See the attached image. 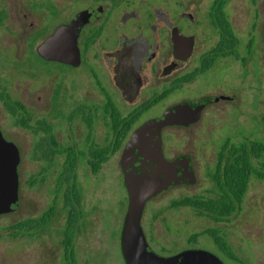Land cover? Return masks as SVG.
<instances>
[{
  "label": "rangeland",
  "instance_id": "obj_1",
  "mask_svg": "<svg viewBox=\"0 0 264 264\" xmlns=\"http://www.w3.org/2000/svg\"><path fill=\"white\" fill-rule=\"evenodd\" d=\"M129 1L134 4L120 7L118 3L112 20H118L124 9L135 5L141 16L152 14L148 9L154 6L171 11L169 7L172 0ZM190 1L195 8L208 3V0ZM94 2L0 0V92L26 105L32 117L31 124L41 119L54 124L59 138L68 134L60 114H67L81 101L99 96L100 91L90 85L91 78L85 67L72 68L43 60L37 56L36 46L57 25ZM228 3L232 9L233 22L243 40L251 34L256 37L259 67L253 59L238 70L233 60L226 56L199 75L194 84L172 92L143 114L141 119L144 121L161 114L166 107L179 100L202 94L234 92L240 97L236 101L239 102L237 105L235 101L211 105L204 111L202 118L189 128L166 129L162 136L165 156L172 158L182 153L189 154L196 181L193 184L171 186L150 198L145 204L141 225L148 243L159 255L198 248L216 254L223 264H264V183L257 177L250 179L242 211L227 221L215 222L207 216L198 215L189 206L169 207L172 200L205 193L210 188L209 173L213 169L217 150L226 139L233 142L258 140L260 137L264 139V0H228ZM144 21V18H129L118 26L117 32L135 35L132 27L136 25L147 34ZM101 43L96 42L87 51L86 63H94L99 69L104 86L112 93L122 113L139 107L144 97L130 104L122 99L114 86L111 73L100 57ZM165 47L162 44L161 50L165 51ZM156 64H159L158 59L153 63ZM151 65L146 64L144 73L149 75V84H157L158 79L150 73ZM168 85V81L162 78L157 89L161 91ZM149 89H143V96L147 97ZM143 121H139L138 125ZM0 130L6 139L21 148L18 172L22 184L18 207L0 216V264H63L60 260L58 231L62 218L53 223L48 233L35 238H12L3 229L11 222L36 216L48 205L50 195L46 185L29 187L25 183L29 173L40 165V161L30 157L35 134L16 124L15 118L1 101ZM78 132L81 137L84 129L79 127ZM120 153L121 150L110 156L97 173L92 174L85 166L79 169L83 220L81 231L74 240L78 264H126L121 251V230L128 198L119 163ZM208 227H218L226 234L225 240L239 260L221 250L208 234H199Z\"/></svg>",
  "mask_w": 264,
  "mask_h": 264
},
{
  "label": "trees",
  "instance_id": "obj_2",
  "mask_svg": "<svg viewBox=\"0 0 264 264\" xmlns=\"http://www.w3.org/2000/svg\"><path fill=\"white\" fill-rule=\"evenodd\" d=\"M214 1V7L218 9L221 6L218 2L227 0ZM225 18V33H229L230 24ZM91 42L92 39L88 38L87 45ZM166 95L164 93L160 98ZM0 101L15 118L16 124L35 134L30 157L40 161V165L37 170L29 173L25 183L29 187L46 185L50 195L48 205L36 216L11 222L3 229L12 238H35L48 233L53 223L62 218L58 227L60 260L63 264H78L74 240L81 231L83 220L79 169L85 166L92 174L97 173L110 156L122 149L140 112L151 104L145 103L140 109L124 114L105 100L91 105L79 103L67 114H60L68 134L59 138L51 122L41 119L31 124L30 111L20 100L2 91ZM79 127L84 129L81 137ZM217 161L209 173L212 182L210 193L185 195L172 200L169 207L189 206L200 216L212 213L207 216L214 220L227 221L234 213L238 214L237 202L243 203L251 177L264 178V140L244 139L233 142L226 139L218 150ZM20 166L21 159L18 171ZM21 186L19 183V202ZM199 234H208L221 250L227 251L230 256L234 255L220 228L208 227Z\"/></svg>",
  "mask_w": 264,
  "mask_h": 264
},
{
  "label": "flooded vegetation",
  "instance_id": "obj_3",
  "mask_svg": "<svg viewBox=\"0 0 264 264\" xmlns=\"http://www.w3.org/2000/svg\"><path fill=\"white\" fill-rule=\"evenodd\" d=\"M94 1L95 2L91 5L89 4L87 7L81 8L75 13L77 14L84 10L92 11L93 13V19L83 25L78 35V45L81 52V63L75 67L69 64H61L72 68H78L82 66L85 67L86 72L91 78L90 85L94 87V89L96 88L100 91V97L94 96L93 98H88L79 103L85 102L86 104L91 105L101 101L103 102L105 100L117 107L112 93L109 92L104 86L102 75L99 69L94 63H86L87 51L96 42L102 41L100 49L102 63H104L105 68L110 71L112 82L117 88V91L119 92L122 99L132 104L137 102L140 97H144L140 101L139 107H135L124 114H128L131 111L140 109L145 103L151 104V106H149L147 109L140 112L129 135L135 128H137L146 120L156 118L165 112V110L169 107L182 102H192L206 96H225L224 98L207 103L202 108L201 115L196 122L190 123L189 125H171L164 127L162 130V136L168 127L189 128L190 126L195 125L202 118L204 111L211 105H215L216 103L222 101L231 103L233 101L236 102L237 100H240V97H238L234 92L229 94H202L193 98H184L179 100L178 102L166 107L164 111L157 116L149 117L144 121L141 119L146 111H148L156 103L167 97L172 92L185 87V85L189 86L194 84L197 81L199 75L209 70L218 60L220 61L222 58L229 56L236 65V69L239 70L241 65L246 67L254 59L259 67L260 62L256 54V37L254 34H251L247 38L244 36L245 38L243 40V37H241L240 34L241 32L237 29L233 22L232 9L229 6L228 0L226 2H218V4L221 5L218 9L214 7V4H216L214 0H208V3H206L204 6H198L196 8L193 6V3L190 0H172L169 7L171 8V11H165L159 6H154L151 7V9H148L152 12V14H147L146 16H141L139 9L135 5L130 9H124L120 14L119 19L116 21L111 19L114 9H117L119 4L120 7H128L134 3H131L129 0ZM122 3L125 5L122 6ZM149 5L147 7H149ZM97 8L101 9V15L99 16L95 15ZM74 16L72 15L62 23L68 22ZM224 16L227 17L230 24L231 31L229 33H225L226 18ZM129 18H134L136 20H141V18H144V28L148 30V33L144 34V29H140L141 27H137L136 25L132 27V29H135V35H129L126 32H117L118 26L126 23ZM88 38L92 39V42L89 45H87ZM162 44L166 45L164 49L165 51L161 50ZM157 59L159 64L153 65ZM146 64H152L150 73L156 76L158 79L157 84H149V75L144 73ZM162 78H165L169 85L160 91L157 88L159 87V83L161 82ZM146 87L150 88L148 90L149 94L147 97L143 96L142 94L143 89ZM164 93H167V95L163 98H160ZM227 96L231 98H226ZM156 99L158 100L155 101ZM237 103L239 102L234 104L237 105ZM62 114L66 113L62 112ZM139 121L143 122L138 125ZM260 139L263 138L260 137ZM178 155H175L172 158H167L164 154V156L169 160L175 158ZM217 162L216 154L213 167L217 164ZM255 163L257 164V162ZM257 178L264 183L263 177ZM171 186L174 185H170L167 188ZM210 189H212V182L210 188L203 194L210 193ZM237 204L240 213L242 211V203L237 202ZM211 214L212 213H206V215L203 216ZM211 220L215 222L225 221L214 219ZM221 232L225 238L226 234L223 231ZM235 255L236 254L234 253L232 257L238 259V256L235 257Z\"/></svg>",
  "mask_w": 264,
  "mask_h": 264
},
{
  "label": "water",
  "instance_id": "obj_4",
  "mask_svg": "<svg viewBox=\"0 0 264 264\" xmlns=\"http://www.w3.org/2000/svg\"><path fill=\"white\" fill-rule=\"evenodd\" d=\"M92 14L84 10L68 22L57 25L36 46L37 54L44 60L78 66L81 63L78 35L83 25L93 19ZM95 15H101L100 8ZM224 97L206 96L173 105L160 116L143 122L129 135L119 160L128 198L121 230V251L126 264H223L219 257L205 249L157 254L146 239L141 218L146 202L160 191L170 185L196 181L189 154H180L171 160L164 156L163 128L196 122L207 103ZM20 159L19 147L0 130V215L18 207Z\"/></svg>",
  "mask_w": 264,
  "mask_h": 264
}]
</instances>
